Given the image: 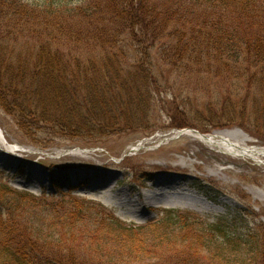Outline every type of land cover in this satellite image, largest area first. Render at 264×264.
<instances>
[{"label": "trees", "instance_id": "1", "mask_svg": "<svg viewBox=\"0 0 264 264\" xmlns=\"http://www.w3.org/2000/svg\"><path fill=\"white\" fill-rule=\"evenodd\" d=\"M162 42L163 51L170 52L167 65L178 70H198L189 65L201 68L207 61L211 74L226 57L229 61L222 62L228 74L243 76L255 67L251 78L259 75L262 83L264 0H0V112L14 118L35 142L43 141V134L99 140L144 126L145 111L152 108L149 90L159 81L151 51ZM125 45L136 56L123 65L122 59L134 57L127 55ZM242 60L248 69L237 64ZM252 113L264 128V109ZM0 209L5 210L0 216V264H87L74 253L83 235H91L97 247L90 253L95 256L109 255L100 247L114 240L119 242L117 252L142 260L160 252V245L150 240L153 244L146 246L139 234L172 224L166 217L131 226L94 202L69 199L58 206L13 189L1 178ZM94 210L95 215L88 214ZM187 216L174 220L183 231L193 226L191 217L184 221ZM194 219L209 232L196 222L200 235L192 238L203 244L204 231L212 239V261L246 264L249 257L260 259L264 224L239 234L223 223ZM231 251L234 258L228 255ZM189 253L182 252V258Z\"/></svg>", "mask_w": 264, "mask_h": 264}, {"label": "rangeland", "instance_id": "2", "mask_svg": "<svg viewBox=\"0 0 264 264\" xmlns=\"http://www.w3.org/2000/svg\"><path fill=\"white\" fill-rule=\"evenodd\" d=\"M163 42L151 51L159 81L149 90L152 108L145 111L143 119L148 122H144V126L139 124V127L107 134L99 140L78 142L68 137L43 134L40 136L43 141L35 142L19 129L14 118L0 112L3 119V126L0 123L2 182L31 192L47 202H58V206L69 199L93 201L108 215L113 214L139 228L166 217L172 218L170 229L150 228L139 234L146 238V246L153 244L150 240L160 245V252H152L151 257L142 260L130 258L125 251L117 252L119 242L114 240L106 241V245L100 247L101 252L109 255L95 256L90 253L91 247L96 246L91 235H83V241L78 239L74 253L79 259H87V264H223L212 261L211 255L216 249L213 250L212 239L206 234L208 229L195 221L196 216L204 223H223L228 230L239 234L254 231L264 224V160L238 157L236 161L221 164L212 158L211 162L230 169L216 176L206 162L219 151H224L216 148L213 152L185 133L176 136L177 130L182 128H193L202 134L226 131L233 135L234 141L264 147L262 120L252 113L256 108L264 109V82L258 81L259 75L251 78L255 67L243 76L234 75V71L228 74V68L222 62L229 61L226 57L221 58L222 61L216 64V72L211 74L207 72V61L200 65L201 68L195 63L189 65L201 69L200 73L186 68L178 70L167 65L166 57H170V52L169 49L163 51ZM125 49L127 55L134 57L125 62L122 59L123 65L135 61L136 56L126 45ZM247 63L242 60L237 64L248 69ZM231 112L233 120L228 119ZM224 113L227 115L222 116ZM181 124L184 126L178 128ZM13 144L20 145L22 150H8ZM185 158L190 161L182 162ZM81 174L85 176L83 180L74 179ZM167 185L175 186L181 198L184 196L189 201L173 205L166 199L141 211L139 199H145L154 190H169ZM95 211L88 214L95 215ZM4 212L0 209V216ZM179 215H188L184 221L191 217L189 221L193 226L181 230V223L175 225L174 221ZM97 220L100 219L97 217ZM196 222L206 231L202 230L203 244L192 238L200 235ZM261 230L260 259L251 261L249 257L246 264H264V229ZM161 236L165 239L163 244L158 238ZM104 240L105 236L99 234V242L104 243ZM192 243L197 249L186 248ZM187 249L190 253L183 259L182 252ZM234 253L231 251L228 255L234 258Z\"/></svg>", "mask_w": 264, "mask_h": 264}, {"label": "bare ground", "instance_id": "3", "mask_svg": "<svg viewBox=\"0 0 264 264\" xmlns=\"http://www.w3.org/2000/svg\"><path fill=\"white\" fill-rule=\"evenodd\" d=\"M176 132V131H175ZM186 135H189L191 137H195L200 142L205 144L208 149H212L211 151L216 152V148L220 149L224 152H220L219 154H215V156H212L206 163L209 164L211 167V172H214L216 176H220L224 171H229V168H221L219 163H214L216 159L221 164L226 163V161L234 160L236 161L238 157H241L243 160L251 159V160H258L263 159L264 160V147L260 145H250L249 143L243 144L240 141H234L233 135L229 132H214L213 134H206L202 135L200 132L196 131H189L186 129L183 131ZM250 140L248 139V142ZM11 152L12 151H19L22 150L23 147L17 144H13L12 146H8ZM222 154V155H220ZM212 158H215L214 162H211ZM190 161V159L185 158L182 162L188 163L187 160ZM181 165V164H180ZM183 165V163H182ZM195 163L192 161V166H194ZM1 168V166H0ZM209 171V172H210ZM76 177V178H75ZM85 177L84 174L74 176V179L81 181ZM71 181V180H70ZM169 190L163 189L161 191L154 190L151 195L147 194L145 199L140 200L139 204L141 211H143L144 208L147 210L150 206L158 205L161 202H164V200H168L167 202L170 204H179V201H182L184 203L185 201H189V199L184 198V194L182 193L183 198H181V193L175 186H170ZM112 187V186H111ZM110 187V188H111ZM114 196V195H113ZM141 201V202H140ZM117 205H120V202L115 201ZM187 203V202H185ZM131 211V210H129Z\"/></svg>", "mask_w": 264, "mask_h": 264}, {"label": "water", "instance_id": "4", "mask_svg": "<svg viewBox=\"0 0 264 264\" xmlns=\"http://www.w3.org/2000/svg\"><path fill=\"white\" fill-rule=\"evenodd\" d=\"M0 131H2V129H0Z\"/></svg>", "mask_w": 264, "mask_h": 264}]
</instances>
